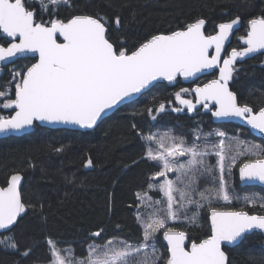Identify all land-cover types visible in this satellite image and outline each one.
<instances>
[{"label": "snow or ice", "instance_id": "snow-or-ice-1", "mask_svg": "<svg viewBox=\"0 0 264 264\" xmlns=\"http://www.w3.org/2000/svg\"><path fill=\"white\" fill-rule=\"evenodd\" d=\"M32 2L39 4L40 11L49 16L47 23L36 21V11L27 0H0V34L11 40L6 41V47L0 45V62L12 63L29 53L38 57L26 71L13 70L9 83L15 84V97L5 99L3 108H14V112L0 115V134L23 131L31 128L35 121L92 128L106 111L132 102L137 94L160 78L173 81L183 76L187 79L214 68L219 69L218 78L194 89L196 103L203 101V106L208 108L209 102L214 101L213 116L241 118L264 133V108L254 112L251 107L239 106L236 94L228 86L236 62L264 50V16L249 20L247 34L240 37L246 47L232 49L227 57H222L226 41L240 21L239 16L219 23L214 35H205L206 21L200 18L187 23L182 30L152 35L129 51L117 50L110 42L107 17L96 14L60 18V7L70 6V0ZM114 23L118 29L120 17L117 16ZM58 36L63 38V43L58 42ZM213 47L215 53L210 54L209 49ZM6 96L7 93L0 91V98ZM176 99L187 106L189 112L195 108L180 92L176 93ZM164 108L161 104L156 111ZM215 137L218 143L201 146L189 145L183 138L168 133L146 136L149 145L145 158L160 168L150 181L161 178L159 183L149 182L148 189L158 191L162 198L153 200L147 191L136 194L140 202L136 205V220L142 230L141 236L135 242L113 238L90 246L87 258L79 260L74 251L58 249L49 240L50 264H226L222 244L239 243L252 230L264 231V215L212 209L211 235L198 243L193 241L190 247L185 244V232L168 227V221L181 216L195 224L206 200H231L226 169L231 174V167L239 156L264 151L258 144L230 139L224 131H217ZM233 143L236 145L234 152ZM152 144L157 147L153 149ZM209 155L217 158L215 165L207 162ZM91 164V159L86 161V166ZM169 173H175V178H169ZM239 174L242 181L264 182V159L247 160L240 166ZM201 178H211L218 187L198 192ZM21 179L19 173L12 174L6 186L0 187V230L10 232L21 214H26L27 206L19 190ZM247 202L253 203L252 200ZM189 205L195 207L191 217L187 215L191 211ZM164 229H167L163 231L167 241L166 259L155 244L157 233ZM93 235L99 237L101 232ZM0 245L19 251L14 235L4 236ZM21 254L27 256L29 251Z\"/></svg>", "mask_w": 264, "mask_h": 264}, {"label": "trees", "instance_id": "trees-1", "mask_svg": "<svg viewBox=\"0 0 264 264\" xmlns=\"http://www.w3.org/2000/svg\"><path fill=\"white\" fill-rule=\"evenodd\" d=\"M27 2L36 8L40 20L47 23L49 16L40 11V5L33 4L32 0ZM96 14L110 21L106 25L108 36L117 50H135L152 35L183 29L187 23L200 18L206 21L205 34L210 35L216 31L217 24L237 16L240 28L234 31L231 45L236 42L238 45L240 37L248 31L249 20L264 16V0H70V6L59 9L60 18ZM117 16L121 19L118 29L114 23ZM11 79L0 74V89ZM230 88L236 93L239 105L250 106L253 111L264 107V53L235 64ZM174 92L185 95L179 78L156 83L92 130L37 126L23 135L0 137V185L6 186L10 175L21 174L20 192L27 206L26 214L21 215L10 232H0V240L14 235L19 245V251L0 245V264H50L49 240L58 249L74 251L79 259L88 255L90 244L101 245L113 238L135 242L142 233L136 220V205L140 203L136 194L147 191L153 200L162 198L158 191L148 189L149 182L158 183V179L150 181V178L160 170L145 158L148 144L144 139L152 132H167L183 138L189 145L203 146L218 143L215 133L224 131L230 139L258 144L264 150V141L237 123H215L205 112L188 115L176 111L180 104ZM161 104L165 108L157 112ZM209 133L213 135L208 137ZM235 148L233 143V152ZM263 156L264 151L245 153L236 159L231 174L226 169L231 200H206L195 224L181 216L168 221V227L185 231L189 242H199L210 235L208 213L212 209L264 214V189L240 186L238 180V168L244 161ZM89 159L91 168L86 169ZM216 159L215 155H209L207 162L215 165ZM216 174L219 175L218 169ZM216 187L218 184L211 178H201L197 191L207 192ZM188 207L191 211L187 215L191 217L195 207ZM165 230L157 233L155 244L166 259L167 249L161 241ZM96 232L101 235L94 236ZM262 241V235L253 232L238 245L224 248L227 264H264ZM25 251H29L27 256L21 254Z\"/></svg>", "mask_w": 264, "mask_h": 264}, {"label": "water", "instance_id": "water-1", "mask_svg": "<svg viewBox=\"0 0 264 264\" xmlns=\"http://www.w3.org/2000/svg\"><path fill=\"white\" fill-rule=\"evenodd\" d=\"M227 22V21H226ZM206 25V24H205ZM218 25V24H217ZM205 27V26H204ZM240 27V21H239V23L237 24V25H235L234 26V28H233V30H232V32H231V34H230V37H229V40L228 41H226V44H225V48H226V46L229 44V42L231 41V37H232V35H233V32L236 30V29H238ZM179 30H182V29H179ZM176 31V30H175ZM203 31H204V29H203ZM216 31H218V29H217V27H216ZM216 31L214 32V33H212V34H210V35H214L215 33H216ZM205 33V32H204ZM161 34V33H160ZM164 34H167V33H164ZM247 34V33H246ZM3 37H6V35H4V34H1ZM206 35V34H205ZM7 38V37H6ZM9 39V38H8ZM10 40V39H9ZM57 40H58V42L59 43H63V38L62 37H57ZM241 45H242V47H246L247 45L243 42V41H241ZM225 48L222 50V57H224V52H225ZM209 52H210V54H214L215 53V48L213 47V48H210L209 49ZM261 53H264V50H259L257 53H255V54H251L249 57H247V58H244V59H242V60H239V61H237L236 63H238V62H242V61H244V60H246V59H249V58H252V57H254V56H256V55H258V54H261ZM230 54V53H229ZM21 58H35V60H36V58H38L37 56H35V54H31V53H29V54H25V56H23V57H21ZM18 59H20V58H16V59H14V61L12 62V63H6V62H0V67H3V66H6V65H11V64H13L15 61H17ZM222 59H221V66H222ZM33 63H35V61L33 62ZM213 71H216L217 72V78H218V76H219V69L218 68H214V69H207V70H204V71H202V72H200V73H196L194 76H192V77H189V78H187V79H185L183 76H177V78H179L183 83H185V84H189V83H192V82H194L196 79H198L199 77H201V76H203V75H207V74H210V73H212ZM216 78V79H217ZM159 82H171V81H167V80H164V79H162V78H160V79H158V80H156V81H154L153 83H152V85H150L147 89H144V90H142V92L141 93H139V94H137L134 98H133V100L132 101H134V100H136L137 98H139L142 94H144L146 91H148L154 84H156V83H159ZM228 86H229V84H228ZM200 87H203V85L202 86H200ZM196 88V87H195ZM194 88V89H195ZM194 89H193V94L195 95V97H196V93L194 92ZM229 89H230V87H229ZM231 90V89H230ZM232 91V90H231ZM233 92V91H232ZM236 94V93H235ZM237 98V97H236ZM126 103H129V102H126ZM126 103H123V104H121V105H118V106H116L115 108H113L112 110H108V111H106L103 115H102V117L100 118V119H98V121H97V123L92 127V128H78L77 126H73V125H66V124H60V123H48V122H41V121H35L34 122V124H37L38 126H41V127H46V128H50V129H69V130H78V131H85V130H92L93 128H95L96 126H97V124L99 123V122H101L105 117H107V116H109L110 114H112L116 109H118L120 106H122V105H124V104H126ZM203 101L201 102V103H199V104H197L196 103V100L193 102V104L195 105V108L193 109V111H195L196 109H198L200 106H202L203 105ZM181 104V103H180ZM237 104H238V101H237ZM239 105V104H238ZM239 106H242V105H239ZM243 106H246V105H243ZM181 107H182V109H187V106H185V105H182L181 104ZM210 107H214V111H215V102L214 101H212V102H209V106H208V108H210ZM248 107H250V106H248ZM208 108H205L204 107V109H203V111L205 110V109H208ZM262 108H264V107H262ZM192 111V112H193ZM259 111V109L257 110V111H254V112H258ZM212 119H213V121L214 122H217V123H219V122H233V123H237V124H239V125H241V126H243V127H245L246 129H248L249 130V132L253 135V136H255V137H258V138H260L262 141H264V133H261V132H259L258 130H255V129H253L250 125H248L243 119H241V118H237V117H221V118H217V117H215V116H213L212 115ZM33 128V126L31 127V128H28V129H25V130H23V131H20V132H15V133H7V134H0V137H4V136H7V135H20V134H22V133H26V132H29L31 129ZM256 159H264V156L263 157H261V158H256ZM256 159H249V160H256ZM245 162H247V160L246 161H244L243 163H245ZM243 163L240 165V166H242L243 165ZM240 166H239V168H240ZM85 168L86 169H90L91 168V165L90 166H86L85 165ZM239 168H238V180H239V183H240V186H258V187H261V188H263L264 189V182H261V181H259V180H253V181H242L241 180V178H240V174H239ZM15 174V173H14ZM21 175V174H20ZM11 176V175H10ZM10 176H9V178H10ZM21 177H22V179H21V183H20V185H19V190H20V188H21V185H22V182H23V176L21 175ZM8 178V179H9ZM8 181V180H7ZM0 187H2L1 185H0ZM216 210H218V211H236V212H240V211H243V210H232V209H216ZM210 212H211V210L209 211V213H208V220H209V217H210ZM244 212H246V211H244ZM248 213V212H247ZM249 214V213H248ZM22 215V214H21ZM249 215H258V214H249ZM262 215H264V214H262ZM19 219V218H18ZM209 225H210V220H209ZM175 230V229H174ZM176 231H181V230H176ZM0 232H7V231H4V230H0ZM183 232H185V231H183ZM253 232H257V233H260L263 237H264V231H261V230H258V229H256V230H252L251 231V233H253ZM186 233V232H185ZM250 233V234H251ZM210 235H211V230H210ZM249 235V234H248ZM207 238V237H206ZM205 239V238H204ZM161 241H162V243L166 246V249H167V241H165L164 240V238H163V232H162V234H161ZM241 242V241H240ZM239 242V243H240ZM191 243L192 242H189L188 241V234L186 233V240H185V244L186 245H188L189 247H190V245H191ZM198 243V242H197ZM239 243H235V244H233V245H227L226 243L225 244H222V249L224 248V247H229V248H231V247H234V246H236V245H238ZM225 252V251H224ZM226 254V253H225ZM226 257H227V254H226ZM228 259V258H227ZM226 264H227V260H226Z\"/></svg>", "mask_w": 264, "mask_h": 264}, {"label": "flooded vegetation", "instance_id": "flooded-vegetation-1", "mask_svg": "<svg viewBox=\"0 0 264 264\" xmlns=\"http://www.w3.org/2000/svg\"><path fill=\"white\" fill-rule=\"evenodd\" d=\"M28 4H29V6L31 7V8H33V5L31 4V3H29V2H27ZM35 9V11H36V16H35V19H36V21L37 22H42L41 20H40V18L37 16V10H36V8H34ZM240 28V27H239ZM246 33H247V31H246ZM233 35H234V32H233ZM233 35H232V37H233ZM246 35V34H245ZM245 35H243V36H245ZM232 37H231V41H232ZM6 41L7 42H11V40H9L8 38H6V37H3L1 34H0V45H3V46H7V43H6ZM231 41L229 42V44L226 46V48H225V52H224V57H227L228 55H229V53L231 52V50L232 49H237V50H240V49H242L243 47H242V45H241V41L242 40H240L239 39V44L237 45V42L236 43H232V45H231ZM35 61V58H20V59H18L17 61H15L13 64H11V65H6V66H3V67H0V74H2V73H4V75H6V76H8V77H12V75H13V70H23V71H26V68L28 67V66H30L33 62ZM237 64V63H236ZM207 79L205 80V77H204V75H203V77L201 76V77H199L198 79H196L194 82H192V83H189V84H185V83H183L182 81H181V83H182V90L183 89H188V91L187 92H184L185 93V95H181L182 96V98L183 99H187V100H191L192 102H194L195 100H196V97H195V95L193 94V89L195 88V87H200V86H202V85H204V84H206V83H208L210 80H213V79H216L217 78V72L216 71H213L212 73H210V74H207V77H206ZM174 81V80H173ZM172 81V82H173ZM230 82H231V80L229 81V87H230ZM198 83V84H197ZM155 85V84H154ZM153 85V86H154ZM189 87H188V86ZM152 86V87H153ZM151 87V88H152ZM150 88V89H151ZM231 89V88H230ZM0 91H4L5 93H7V96L6 97H4V98H0V115H3V116H8V115H10V114H12L13 112H14V108L13 109H4L3 108V103L5 102V99H7V98H12V99H14V97H15V84H10V83H6V85H5V87L3 88V89H0ZM147 92V91H146ZM175 93V95H176V92H174ZM192 98V99H191ZM179 104H180V102H179ZM180 112L181 113H184V112H186L188 115H193V114H195V113H198V112H205V113H209L211 116H212V112L214 111V107H210V108H208V109H205L204 111H203V109H204V106L202 105V106H200L198 109H196L195 111H193V112H189L187 109H182V107H181V104H180ZM213 120V119H212ZM214 122V121H213ZM215 123H217V122H215ZM38 125L37 124H34L33 125V128L29 131V132H31V131H33L36 127H37ZM29 132H26V133H29ZM26 133H22V134H20V135H23V134H26ZM257 233V232H256ZM260 234V233H259ZM262 238H263V241H262V243H261V246H262V248H264V237L262 236ZM224 248H229V247H224ZM223 248V249H224ZM232 248V247H231ZM226 253V252H225ZM227 258H228V256H227ZM227 263H228V259H227Z\"/></svg>", "mask_w": 264, "mask_h": 264}, {"label": "rangeland", "instance_id": "rangeland-1", "mask_svg": "<svg viewBox=\"0 0 264 264\" xmlns=\"http://www.w3.org/2000/svg\"><path fill=\"white\" fill-rule=\"evenodd\" d=\"M164 133H167V132H156V133H150L149 135H155V136H160V135H162V134H164ZM148 136V135H147ZM145 140V139H144ZM146 141V140H145ZM147 142V144L149 145V142L148 141H146ZM151 147L153 148V149H155L157 146L155 145V144H152L151 145ZM181 159L183 160V159H187V157H181ZM174 176V177H173ZM168 177L169 178H171V179H174L175 178V173H169L168 174ZM156 179H158L157 181H158V183L160 182V179L161 178H159V177H157ZM155 183V182H154ZM91 245V244H90ZM90 245L88 246V248L90 247ZM91 246H97V245H91ZM68 250V249H67ZM87 258V256L85 257V258H83V259H86ZM76 259H78L79 260V258H76ZM80 259H82L81 257H80Z\"/></svg>", "mask_w": 264, "mask_h": 264}, {"label": "bare ground", "instance_id": "bare-ground-1", "mask_svg": "<svg viewBox=\"0 0 264 264\" xmlns=\"http://www.w3.org/2000/svg\"><path fill=\"white\" fill-rule=\"evenodd\" d=\"M207 78H205V80H206ZM198 84V83H197ZM192 99V98H191ZM161 114H163V113H161ZM176 114V113H175ZM159 118V117H158ZM184 122V121H183ZM258 215H262V214H258Z\"/></svg>", "mask_w": 264, "mask_h": 264}]
</instances>
